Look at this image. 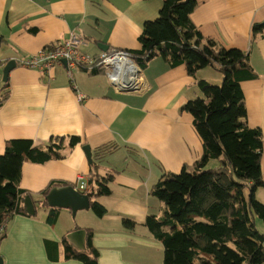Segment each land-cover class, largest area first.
I'll return each instance as SVG.
<instances>
[{"label": "crops", "instance_id": "crops-1", "mask_svg": "<svg viewBox=\"0 0 264 264\" xmlns=\"http://www.w3.org/2000/svg\"><path fill=\"white\" fill-rule=\"evenodd\" d=\"M197 1L191 19L202 35L223 48L249 54L258 77L243 82L242 88L249 125L260 128L264 139V28L253 37V27L264 26V0ZM163 3L0 0V61L5 68L10 61L55 46L71 33L84 38L81 51L89 57L106 52L100 45L107 46V51H139L144 24L159 17ZM3 70L0 93H6L8 99L0 106V155L12 140H31L39 147L58 137L77 136L82 141L66 149L63 159L24 163L20 188L29 193L24 205L30 197L35 213H29L26 206L28 215L14 216L0 231V264H83L65 258L63 241L91 256L88 233L99 254L98 264H164V246L146 226L148 216H161L164 205L150 190L162 176L181 173L203 155L193 117L182 112V107L202 97L199 79L220 85L222 74L208 67L193 77L184 65L172 68L158 57L143 70L144 90L118 93L104 72L75 70V85L87 97L80 101L63 66L46 75L17 65L9 74L7 87ZM86 145L92 151L93 163L83 149ZM102 147L109 149L98 155ZM95 164L102 178L111 179V195L91 197V208L77 212L76 219L69 209L42 205V191L52 184L75 186L79 177L88 183L81 193H91L90 172ZM262 172L264 175V146ZM243 194L248 198L249 190ZM255 196L264 204V188ZM94 202L106 208L103 217L95 214ZM51 209L56 210L54 221L50 220ZM125 222L135 227L126 228Z\"/></svg>", "mask_w": 264, "mask_h": 264}, {"label": "trees", "instance_id": "trees-1", "mask_svg": "<svg viewBox=\"0 0 264 264\" xmlns=\"http://www.w3.org/2000/svg\"><path fill=\"white\" fill-rule=\"evenodd\" d=\"M197 5V0H164L159 17L144 24L139 37L141 49L132 52L143 70L159 57L172 68L184 65L193 77L208 67L223 76L218 86L199 79L202 97L182 107V112L193 117L203 155L181 173L166 174L152 186L151 195L163 203L164 209L159 217L149 215L146 226L164 246V264H264V233L257 228V219L264 222V204L255 196L259 188H264V139L260 128L249 125L242 88L243 82L258 75L248 53L223 48L202 35L191 19ZM263 28L255 25L253 37L257 38ZM4 85L7 87L8 81ZM7 99L6 93H0V106ZM81 141L71 136L52 138L45 147L31 140L6 143L0 155V231L14 216L28 215L24 200L29 193L20 188L24 163L63 159L64 151ZM108 149L102 147L96 153ZM98 170L95 164L90 172L92 198L112 193L111 179L102 178ZM58 185L52 184L40 193L42 205H48L46 196ZM245 189L249 190L248 198L243 194ZM92 208L98 217L107 212L97 202ZM55 211L50 212L52 221ZM125 226L133 229L135 224L125 222ZM90 234L87 245L91 256L63 241L67 260L98 264L99 254L92 247Z\"/></svg>", "mask_w": 264, "mask_h": 264}, {"label": "built area", "instance_id": "built-area-1", "mask_svg": "<svg viewBox=\"0 0 264 264\" xmlns=\"http://www.w3.org/2000/svg\"><path fill=\"white\" fill-rule=\"evenodd\" d=\"M84 42L81 35L71 33L68 38L60 40L55 46L45 48L29 58L17 60L16 65L46 75L56 67H65L73 83L72 89L80 101H85L87 97L75 85V70L89 74L104 72L110 85L118 93H136L146 88L143 68L136 63L130 51L111 49L98 57H89L81 51ZM4 65L0 61V74ZM87 187L88 183L84 177H79L74 186L79 192H85Z\"/></svg>", "mask_w": 264, "mask_h": 264}, {"label": "water", "instance_id": "water-1", "mask_svg": "<svg viewBox=\"0 0 264 264\" xmlns=\"http://www.w3.org/2000/svg\"><path fill=\"white\" fill-rule=\"evenodd\" d=\"M100 48L103 51H107L108 47L100 45ZM16 62L10 61L3 70V82L8 81L10 72L16 68ZM88 160L90 163H93L92 151L89 146L83 147ZM91 196L89 194L81 193L77 191L73 186H65L61 188H55L50 191L46 196V201L49 207L52 208H64L72 211L73 216H76L77 212L83 210H89L91 208ZM26 206L29 213L34 214L35 208L33 201L30 197L26 198ZM1 261V259H0Z\"/></svg>", "mask_w": 264, "mask_h": 264}, {"label": "rangeland", "instance_id": "rangeland-1", "mask_svg": "<svg viewBox=\"0 0 264 264\" xmlns=\"http://www.w3.org/2000/svg\"><path fill=\"white\" fill-rule=\"evenodd\" d=\"M212 85H214V84H212ZM221 85V84H220ZM214 86H218V85H214ZM74 187V186H73ZM261 202V201H260ZM263 203V202H262ZM40 215H44L41 211H40ZM71 217L73 218V219H76L77 218V215H76V217L74 218V216H73V214L71 215ZM257 228H258V230L260 231V232H262V233H264V222L262 221V220H259V219H257Z\"/></svg>", "mask_w": 264, "mask_h": 264}]
</instances>
